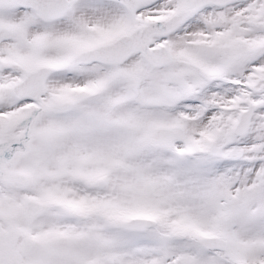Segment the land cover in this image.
<instances>
[{
    "label": "snow or ice",
    "instance_id": "snow-or-ice-1",
    "mask_svg": "<svg viewBox=\"0 0 264 264\" xmlns=\"http://www.w3.org/2000/svg\"><path fill=\"white\" fill-rule=\"evenodd\" d=\"M0 264H264V0H0Z\"/></svg>",
    "mask_w": 264,
    "mask_h": 264
}]
</instances>
